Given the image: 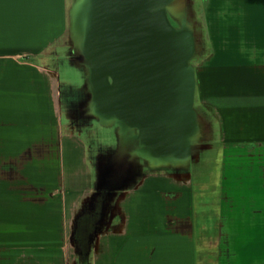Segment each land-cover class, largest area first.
I'll use <instances>...</instances> for the list:
<instances>
[{
	"label": "water",
	"instance_id": "95a60500",
	"mask_svg": "<svg viewBox=\"0 0 264 264\" xmlns=\"http://www.w3.org/2000/svg\"><path fill=\"white\" fill-rule=\"evenodd\" d=\"M196 2L70 0L59 42L65 57L59 65L62 75H55L64 102L56 104L65 109L79 143L85 135L100 142L90 187L96 183L108 196L101 211L96 205L95 215L88 196L77 227L78 219L73 222L75 233H85L74 240L89 250L84 264H94V246L95 259L108 263L113 254L109 237L126 234L129 201L150 179L190 185L192 173L212 159L224 140L220 104L200 82L213 51ZM198 61L204 66L194 64ZM201 92L209 97L199 100ZM109 129H115L116 141H104ZM72 250L67 264H73Z\"/></svg>",
	"mask_w": 264,
	"mask_h": 264
},
{
	"label": "crops",
	"instance_id": "0c3cea01",
	"mask_svg": "<svg viewBox=\"0 0 264 264\" xmlns=\"http://www.w3.org/2000/svg\"><path fill=\"white\" fill-rule=\"evenodd\" d=\"M219 4V39L210 34L209 40L212 48L219 46L213 59H219L227 85L217 101L224 117L233 108L242 116L234 129L239 142L264 147V0ZM67 8V0H0V200L12 209L10 220L0 219V264H66L69 256L68 192L79 155L73 148L69 167L61 139L70 140L55 104L58 135L55 151L49 147L48 117L33 92L38 67L33 59L51 48L61 31L65 35ZM256 179L250 196L263 207L252 216L257 227L233 236L230 260L226 252L220 264H264V173ZM148 237L155 241L149 259L125 254L117 264H213L219 259L213 246L220 237L211 233H204L203 246L181 234ZM125 240L127 246L133 242ZM148 244L149 238H140V245Z\"/></svg>",
	"mask_w": 264,
	"mask_h": 264
},
{
	"label": "rangeland",
	"instance_id": "374dc122",
	"mask_svg": "<svg viewBox=\"0 0 264 264\" xmlns=\"http://www.w3.org/2000/svg\"><path fill=\"white\" fill-rule=\"evenodd\" d=\"M69 3L70 0H67V5ZM219 8V0H206L205 3L204 0H197L199 14L203 19L209 16L212 32L218 39L220 34ZM63 33L61 31L51 48L44 49L33 59L38 66L35 69L33 79V92L36 101L41 105L42 112H45L48 117L44 125H48L50 129L46 130L44 135L47 138L49 147L53 146L54 151L55 140L58 135V122L55 117L57 110L54 104L57 106L58 111L60 110L58 103L56 104L59 89L56 88L55 75H62L59 65L65 57L64 48H61L59 42L65 36ZM211 51H213V56L219 54V46L215 49L211 47ZM197 63L199 67L204 66L201 61ZM199 74L202 80L200 81L202 88L207 89L212 97L214 95V99H220V92L226 90L227 84L223 83L225 80L222 78L223 72L219 59L212 58L206 66V71H200ZM67 76L69 79L75 78L71 74ZM205 96L209 97L208 94L201 92L198 98L199 100L205 99ZM60 102L62 103L64 100ZM231 111L232 115H229V118L225 117L226 135H224V140L218 143L212 159L207 163H210V166L203 164L197 172L192 173L190 185L174 186L171 185L170 179L167 177L164 179L152 178L143 189L137 191L134 199L129 201V228L132 229L119 239L116 247L112 245L113 251L111 252L113 254L109 255L107 264H117L118 260L125 254H134L137 261L140 255L142 261L145 257L149 259L155 252V241H151L154 239L148 237L151 235L159 237L164 234H181L185 237L196 238L197 243L202 246L207 245L203 235L209 231L206 226L208 222L202 221L198 225L197 217H206L208 214L217 215L220 222L216 233H211L213 236L220 237L216 241V245L213 246L219 256V259L214 263L220 264L226 252V259L230 260L231 249L229 244L233 240L232 237L257 227V223L254 221L256 217L252 218V216L261 214L263 207L257 205L256 200H258V197L250 196V188H252L254 182H257L256 176L260 177L261 173H264V147L254 145L252 142L237 141L234 129L243 119L235 108ZM73 133L78 135L76 131H73ZM107 134V132H104L102 136L106 142L108 141L104 136ZM68 138L70 141L64 140V138L61 140L64 145V153H67L66 163L69 167L71 165L70 152L75 151L73 148L82 151L81 159L79 155L80 168L75 176L74 184L76 187L83 188L90 182V175L94 169L95 153L100 142L97 144L96 137H91V135H85L81 143L70 134ZM250 185L251 187H249ZM1 196L5 201V195L2 194ZM261 197L259 196V198ZM11 213L12 209L8 207V203L0 200V219L9 218L10 220ZM140 235L149 238V247L145 248V245H140ZM125 237L133 238V242L128 246Z\"/></svg>",
	"mask_w": 264,
	"mask_h": 264
},
{
	"label": "flooded vegetation",
	"instance_id": "af4514ba",
	"mask_svg": "<svg viewBox=\"0 0 264 264\" xmlns=\"http://www.w3.org/2000/svg\"><path fill=\"white\" fill-rule=\"evenodd\" d=\"M205 1L206 0H204V3H205ZM196 8H197V2H196ZM219 19H220V14H221V12H222V10H220V8H219ZM210 13H211V11H210ZM204 20V23H205V27H206V31H207V35H208V37H209V35L210 34H214L212 31H211V23L209 22V16H207L205 19H203ZM219 27H220V25H219ZM218 31V30H217ZM220 32V31H219ZM215 41V38L213 37V42ZM215 43V42H214ZM53 49V48H52ZM51 49V50H52ZM47 63H48V60H47ZM194 64L195 65H197L198 66V63L197 62H194ZM62 100H64V96L62 95V93L61 92H59V97H58V101H62ZM61 103V102H60ZM60 110H59V112H60V114H61V116H62V121H63V125H64V129H65V131H66V133L69 135H71V136H73V137H75V138H77V136H80L79 135V133H78V135L76 136L74 133H72L71 132V130H70V128H69V124H70V122L69 121H67V119L65 118V109L62 107V106H60V108H59ZM236 129H238V128H236ZM108 134L106 135V136H104V137H106V139H107V141L108 142H111V141H114L115 139H116V131H115V129L114 130H112V129H109V130H107L106 131ZM116 141V140H115ZM237 141H240V140H237ZM247 142H248V140H247ZM75 150H76V152H77V154L78 155H80V159H81V157H82V151L80 150V149H77V148H75ZM81 163V162H80ZM207 165H209L210 166V163L209 164H207ZM80 168V164L78 163L76 166H75V169H74V171L73 172H71V176H70V178H71V183H70V188H69V202H70V204L72 205L71 206V211L73 210L74 211V213H75V215H76V218L73 220L72 218H73V216H72V212H69V239H68V244H69V246H68V250L70 251V250H72L73 249V247L75 246V248H74V250H72L73 252H72V257H73V264H84V263H86V259H87V257H85V255H87V253H88V249L87 248H85V246H83V244L82 245H80L79 243V245L78 244H76V242H74V240H75V238H78V237H80V236H84L85 235V233H79V231L78 230H76V233H75V231H74V229H73V227H74V221L75 220H77L78 219V221H76V227H77V224L79 223V221L82 219V217H81V212H82V208H83V203H84V201L88 198V196L89 197H93V202H94V205H95V211H94V215L96 214V212H97V208H96V205L98 206V205H100V207H99V211H101L100 209H101V207H102V205H103V203L106 201H108V200H106L104 197H108L107 195H105L104 194V189H102V188H99V186H98V188L96 189L95 187H96V183L93 185V189H92V187H90V185H91V183L92 182H89L88 184H87V186L85 187H83V188H79V187H76V185L74 184V179H75V176L77 175V172H78V169ZM79 175V174H78ZM198 178H200V177H198ZM197 178V179H198ZM195 179V181H197L196 180V178H194ZM94 180V169H93V172H92V174L90 175V181H93ZM197 183V182H196ZM84 189V190H83ZM115 198V197H114ZM99 200V201H98ZM98 201V202H97ZM74 215V216H75ZM71 216H72V218H71ZM73 220V221H72ZM117 220H120V212H118V214H117ZM197 221L199 222L198 223V225L200 224V222H202V221H205V222H208L207 224H206V226H207V228L209 229V231L207 232L208 234L209 233H216V231H217V229L219 228V226H220V222H219V218H218V216L217 215H215V214H208L206 217H197ZM204 222V223H205ZM204 228V227H203ZM131 229L132 228H128V230H127V232H129V230L131 231ZM126 232V233H127ZM199 232V231H198ZM206 233V232H205ZM200 234V233H199ZM123 236H125V234L123 235ZM123 236H119V237H117V236H114V235H112V236H110L109 237V243H111V245H113L114 247H116V244L119 242V239L120 238H122ZM76 241V240H75ZM70 242H71V244H73L72 246H71V244H70ZM94 245H95V243H94ZM91 251H92V253H91V258H92V260H93V263L94 264H105V262L104 261H100L99 259L97 260V259H95L96 257H97V253H96V250H95V246H94V249H91ZM71 254V253H70ZM69 257V256H68ZM65 259L67 260V263H68V259H67V257L65 256ZM106 258H104V260H105ZM66 263V264H67ZM57 264V263H56ZM59 264V263H58Z\"/></svg>",
	"mask_w": 264,
	"mask_h": 264
},
{
	"label": "bare ground",
	"instance_id": "6f19581e",
	"mask_svg": "<svg viewBox=\"0 0 264 264\" xmlns=\"http://www.w3.org/2000/svg\"><path fill=\"white\" fill-rule=\"evenodd\" d=\"M117 232L122 233L123 230L122 229H117Z\"/></svg>",
	"mask_w": 264,
	"mask_h": 264
}]
</instances>
